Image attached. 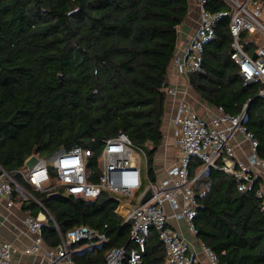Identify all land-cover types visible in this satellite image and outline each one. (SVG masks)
<instances>
[{
	"label": "trees",
	"instance_id": "trees-1",
	"mask_svg": "<svg viewBox=\"0 0 264 264\" xmlns=\"http://www.w3.org/2000/svg\"><path fill=\"white\" fill-rule=\"evenodd\" d=\"M205 1L214 14L231 10L224 0ZM189 9V0H0V170L11 173L51 214L41 226L49 247L60 243L55 225L63 233L86 225L108 237L75 252L77 264H103L111 248L131 245L130 224L116 211L120 197L104 191L87 201L63 188L49 195L28 184L20 171L33 154L51 160L75 144L98 150L103 138L124 132L135 147L147 149L148 174L155 181L168 69ZM251 36L242 34L250 53L256 48ZM232 42L230 17L218 16L201 51V67L188 72L189 82L206 103L231 115L248 106L244 125L264 160L262 85L243 82ZM200 166L194 158L191 178ZM51 173L56 183V172ZM262 182L257 176L241 191L233 175L210 169L193 184L196 235L225 264H264ZM14 199L34 215L41 211L31 198L14 194ZM139 249L140 264H168L154 230Z\"/></svg>",
	"mask_w": 264,
	"mask_h": 264
},
{
	"label": "built area",
	"instance_id": "built-area-1",
	"mask_svg": "<svg viewBox=\"0 0 264 264\" xmlns=\"http://www.w3.org/2000/svg\"><path fill=\"white\" fill-rule=\"evenodd\" d=\"M224 1L231 10L214 14L205 9L206 1L200 0V25L189 44L186 59L177 60V70L188 74L189 71L200 69L201 51L204 43L213 36V24L218 16L227 15L230 17L233 36L232 58L239 66L240 76L245 84L260 83L262 87L259 95L264 97V3L260 0ZM244 32L257 37L256 48L252 53L244 47ZM254 53L256 58H253ZM166 92L175 95L177 89L170 87ZM246 114L247 106L239 115H231L222 107H217V113L208 120L192 111L179 117L180 158L168 170V177L159 183L149 177L147 156L146 169L143 171L136 160V147L124 132L103 138L98 150L75 144L62 150L51 160L38 159L31 169L26 166L20 173L33 188L49 195L58 194L59 188H63L64 194L87 201L96 199L104 191L119 196L120 203L122 197L136 200V204L122 216L124 223L130 224L131 245L111 248L103 264H140L142 253L139 247L152 230L166 248L168 264H194L186 253L184 238L169 222L165 204L169 203L177 208L176 216L184 218L195 231L193 219L196 216V196L193 184L204 172L219 169L233 175L239 181L241 191H245L257 176H261L263 182L258 195L263 199L264 210V160L257 153V139L244 125ZM238 134L250 143V155L246 163L240 161L235 154L234 138ZM194 158L201 161V166L196 176L191 178L189 169ZM51 169L56 172V183H53ZM148 189L152 191V197L148 202L141 203ZM14 194L20 198L33 199L40 205L41 211L34 215L31 210H27L23 219L27 232L33 236L30 245L20 249L12 242L0 239V264H22L16 258L18 253L40 255L37 264H77L73 258L75 252L108 242L105 234L86 225L76 226L66 233L56 225L60 243L54 248H43L45 242L41 226L47 217L52 218L51 214L11 173L1 169L0 197L6 198L7 204L11 206L15 200ZM82 241V246L74 247ZM203 252L210 264H225L210 247L203 245Z\"/></svg>",
	"mask_w": 264,
	"mask_h": 264
},
{
	"label": "crops",
	"instance_id": "crops-1",
	"mask_svg": "<svg viewBox=\"0 0 264 264\" xmlns=\"http://www.w3.org/2000/svg\"><path fill=\"white\" fill-rule=\"evenodd\" d=\"M190 9L186 20L178 27V43L175 55L168 69L167 87L177 89V94H168L165 101V112L162 121L163 141L153 157V167L156 182H162L168 177V170L178 163L180 158V125L177 122L179 117L187 112H196L203 119L208 120L217 113V107L206 103L194 90L189 82L188 74L179 73L176 67L178 59H186L190 42L196 34L200 25V0H189ZM256 41L257 37L251 34ZM255 48H253L254 50ZM236 157L245 163L250 155V143L241 134L234 138ZM199 171V170H197ZM198 173V172H197ZM7 199L0 197V239H5L22 249L32 242V235L27 232L23 219L26 209L22 201L14 200L9 206ZM136 204L135 199L122 197L117 213L122 217ZM165 210L169 215V222L173 228L184 238L186 253L193 260L194 264H210L203 252V243L198 239L184 218L176 216L178 209L165 204ZM49 247L46 243L43 248ZM16 258L22 264H37L40 255L16 254Z\"/></svg>",
	"mask_w": 264,
	"mask_h": 264
},
{
	"label": "water",
	"instance_id": "water-1",
	"mask_svg": "<svg viewBox=\"0 0 264 264\" xmlns=\"http://www.w3.org/2000/svg\"><path fill=\"white\" fill-rule=\"evenodd\" d=\"M256 57H257V55H256V53H254L253 58H256ZM59 78H61V76H59ZM247 110H248V106H247ZM38 159H39L38 156L36 154H33L29 159H27L26 166L29 169H31L38 162ZM151 197H152V191L150 189H148L145 192V194L141 200V203L148 202L151 199ZM55 227H56V225H55Z\"/></svg>",
	"mask_w": 264,
	"mask_h": 264
},
{
	"label": "rangeland",
	"instance_id": "rangeland-1",
	"mask_svg": "<svg viewBox=\"0 0 264 264\" xmlns=\"http://www.w3.org/2000/svg\"><path fill=\"white\" fill-rule=\"evenodd\" d=\"M261 2L263 3V0H261ZM135 150L137 153L136 154V160L140 163V166L143 169V171H145V169H146V156L148 159V151H147V149H141V148H137V147ZM198 170H200V168ZM145 187H146V184L143 186V189Z\"/></svg>",
	"mask_w": 264,
	"mask_h": 264
}]
</instances>
